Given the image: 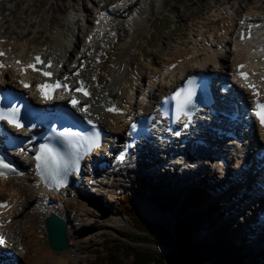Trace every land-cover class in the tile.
I'll use <instances>...</instances> for the list:
<instances>
[{
	"label": "bare ground",
	"instance_id": "obj_1",
	"mask_svg": "<svg viewBox=\"0 0 264 264\" xmlns=\"http://www.w3.org/2000/svg\"><path fill=\"white\" fill-rule=\"evenodd\" d=\"M10 1L13 2V6L18 5L17 0ZM44 1L45 0H32L28 2L26 4V7L22 9V12H26V10L30 9L31 7L33 8L32 10H35V7L44 5ZM135 1L136 0H102L101 4L99 3L100 5L95 6L94 15H92L93 21L99 19V24L95 25L93 23L87 25L86 33L84 34L86 36L83 38L82 43H79V41L76 42L77 38H75L74 32H70L68 35H65L62 32L61 27L63 26V24L59 22L56 15V13L61 10V8L59 7L54 8L46 17L48 21V28L46 26H43V33L47 34L43 35L40 31L36 32L40 33V37L42 40L41 43L33 46L32 50H29V48H25V43L21 44L22 39L26 37L27 33L25 34L23 32H20L14 34V32H11L12 26H17L19 20H21L18 15L9 18L7 17V15H4L2 12H0V38L3 37L8 39L6 44H4L3 46L6 48L9 45L11 46V58H23L25 60H30L32 54L44 53L46 57H52L53 59H55L56 63L63 61L64 72L71 69L72 62H78L79 64V59L77 60V56L80 54V57L84 58L85 60V68L80 72L79 76L87 78L92 92L88 100V102L91 103L88 111L97 122H99L106 128L107 131L115 132L120 131V128L125 123V117L132 114V108H138L139 113L147 111L149 108L144 105L145 99L154 101L153 99H156L157 94H164L175 87L179 83L183 75L191 74L199 70H205L206 62L217 59L220 61L221 65L224 68L233 70L236 63L247 57L246 50L237 41L239 28L241 27V20L246 21V23H250L251 19L257 17V20H260L264 25V8H262L263 6L261 7V5H259L261 0H247V3L245 5L242 3V5L239 4L238 6L235 4H230L228 8H226V11H224V13H226V16H223L224 13L216 11V13L211 14L207 19V23H209L211 31H207L206 33L205 29H203L206 28V26H204L203 24L198 26V29H196L195 31L196 33H193L194 31H190L187 46L183 47L182 49L179 48L178 50H173V54L169 56L170 60H179L177 66L169 69L167 66H169L173 62L171 61L166 64V67L162 66L159 70L154 69L151 78L147 80L146 86L144 85V92L139 95L140 99L132 101L134 95L133 88L129 85V76L124 79V77L120 73L126 69L123 67L124 64L122 65L120 63V59L111 55L109 57V60H105L104 58L105 54L109 52L111 48V46L106 45L107 41L109 39H112L110 38L109 32L115 30V28H113L112 26L113 24H110L109 22L107 23V19L110 16H114L117 14L119 15L120 11L123 12L125 9L127 10V8L134 4ZM2 2L3 0H0V4ZM5 10L9 13V15H11L10 13H13V10H11L10 8H7ZM103 12H105L104 16L100 19V16ZM135 15L136 14H134L130 20V24L132 25H134L133 23H136L134 22V19L137 17ZM30 16L31 17L28 19L29 22L28 20L27 22L30 24L35 23V21H32V18L33 16L37 17L38 13L36 11H31ZM76 17L77 16H72V19H74V23L78 20V18ZM235 17L237 19L236 21ZM218 18L223 19L221 24L217 23ZM139 22L140 21L138 20L137 24ZM141 22H144V20L142 19ZM253 22L256 21L253 20ZM53 27H55V29H53ZM222 29L224 30L223 32L221 31ZM100 30H103L104 32L102 36H99L98 34ZM258 33L264 35V29L258 31ZM89 34L92 35V38L89 43H86L85 38L88 37ZM200 38L204 41H209L211 46H204ZM218 45L221 46L220 49H218ZM70 51L74 52V55L72 58H70V60H68V53ZM95 57H100V61L95 62ZM11 58L8 62L12 64ZM4 72L6 76L10 77L11 79H14L17 75V71L14 69H9ZM139 74L140 73L138 71L135 72L134 76L136 80H139ZM101 75L107 76L109 81L107 84L101 85L98 81H90L91 76H94L99 80V77ZM110 90H117L121 93V95L123 93H126L125 95H127L128 102L130 101L131 103L122 105L124 114L113 115L103 112L102 107L107 106V104L112 101L113 95L112 93H110ZM101 104L102 106L100 107ZM255 137L257 139L259 138L261 142H264V137ZM248 152L249 151H247V153ZM14 154L27 169L23 174L20 175L0 177V201L8 200L9 203L12 204L11 208L7 211V215L12 217V220L9 224L6 225L4 232L6 233L8 239L13 242V244L11 246H7V249L14 250L13 259H15V257H25L28 259L27 261L30 264L74 263L78 258V254L82 252V247L76 250L77 245L82 242L83 239L82 237L79 238L78 234L81 232V230H85V226H92L91 224H88V216L95 212V210H91V207L99 205L101 206V199H98L101 197H94L92 199L82 198L83 196L87 195H85V193H83L84 191L80 190L79 187L59 190L57 193L47 191L41 187L40 182L34 175V170L31 167L32 164L28 156H22L18 153ZM100 160L102 159L100 158ZM141 164L144 167L145 162L141 161ZM152 164L153 163H150L149 168ZM159 164L162 163L156 162L154 169H149L147 168L148 166H145L147 168V171H143V174H149V180H156V183L158 179V182L162 186L163 190H173L164 192L165 194H168L169 197H174L172 203H175L179 199L177 195L179 191L180 193H182L186 189H188L189 186L198 183L200 180L207 179L205 178L207 174L210 178L217 177L218 180L214 181L216 183H211L212 186L216 188L213 190V187L211 186L210 189L213 191L211 192V198L213 201L215 200L214 202H212V204L217 206V211L220 212L218 214H229V216L226 217V221L235 220L236 212H239L240 215L243 216V223L236 224V230L230 231L232 235H236L235 238H237L238 241L236 245H244L249 249V242L250 244L255 243L254 245L258 246H254V248L260 250L261 254H264V248L262 249V247H264V230L260 228L259 222L256 221L254 219V216L252 215L255 213V209L246 210V208L250 209L249 205L256 206L255 202H250V204L247 203V201L249 202L251 201V199H249V197L245 194L246 187H244V184L238 181V178H230L231 175L227 174L223 176L222 172H224V168L222 167L223 164L221 162H209L210 165L214 164L215 167L219 169V174H215L213 176L210 174L211 170L208 167L200 166L197 171L187 172V178L185 179H179L176 176H173L169 171L164 174L163 172H161V169L165 168L164 166ZM237 166L239 165L235 164L234 167ZM234 167H232V169ZM240 171L242 172H240L238 176L241 178H245V180H249V176L247 173L249 171L242 169ZM204 173H206V175ZM117 174H119L118 171L112 170L105 173V177L103 176L102 178H98L100 183L96 182V184H99L100 186L98 190L95 191L98 192V194L108 193L109 189L107 188L115 185L114 182L110 180L112 178L113 180H115L114 177H116ZM219 181H221L222 183H220ZM237 181L238 183H236ZM207 185L208 183H206L204 187L206 188L209 186ZM241 189L243 191H241ZM219 194H221V196L217 197V195ZM76 195L79 198H73ZM215 196L217 198H215ZM54 198L57 202H53ZM40 199L42 201L39 204L37 203V200ZM154 199L157 200L155 196ZM170 200L171 199L167 200L165 203L168 208H171L167 204ZM139 203V210L142 211L143 218L149 221L156 219V216H158H155L154 214L156 212L155 209H157L156 205H151L147 201H140ZM19 206L20 209H17V207ZM27 208H30V210L26 211ZM50 213H56L65 219L67 223V236L76 234L77 237V240H75V242L73 243L72 248L68 247L67 250L61 251L59 252V254H54L51 253V251L47 250L48 248L46 249L47 246L45 247V243L41 238V235L43 234L44 220ZM247 214H250V221H248V219L246 218ZM158 217V221H162L160 219V216ZM112 220L114 222H123L124 224L129 225L127 219L123 216H115ZM154 222L156 221L154 220ZM251 222L253 224V228ZM201 226L202 231H206L207 227L205 225ZM253 234H255L256 236L252 237ZM23 235H25V238L28 237L25 244L22 240V238H24ZM196 235H198V233L194 234L193 236ZM20 245L22 246V249L18 250V246ZM9 259V257H3L0 258V262Z\"/></svg>",
	"mask_w": 264,
	"mask_h": 264
},
{
	"label": "rangeland",
	"instance_id": "obj_2",
	"mask_svg": "<svg viewBox=\"0 0 264 264\" xmlns=\"http://www.w3.org/2000/svg\"><path fill=\"white\" fill-rule=\"evenodd\" d=\"M17 1L18 5L13 6L12 1L3 0V2L0 4V12H2L4 15H7L9 18H12L16 15L21 18L17 26H12L11 32H14V34L20 32L25 34L27 33L26 37L22 39L21 44L25 43V48H29V50H32L33 46L41 43L42 39L40 37V33H36L37 31L42 32L43 35L47 34L43 33V26L48 28V21L46 17L56 7L61 8V10L56 13V15L59 22L63 24L61 27L62 32L65 35H68L70 32H74L75 38H77L76 42L79 41V43H82L85 36L84 34L86 33L87 25L95 23V21L92 19L95 6L100 5L102 2V0H45L44 5L35 7V10H32L33 8L31 7L30 9H27L26 12H22V9L26 7V4L32 0ZM242 3L245 5L247 0H205L204 2H199L197 0H136L135 3L132 4L133 6H129L127 10L125 9L123 12L120 11L119 15L117 14L110 17L109 23L113 24L112 26L117 30H115L114 33L116 36H113L112 33V39L107 41L106 45L111 46V48L109 52L105 54V60H109L110 55L120 59V63L122 65L124 64L123 67L126 68L120 73L124 79L129 76V85L133 88L134 95L132 100H138L139 94L143 93L146 82L149 78H151L153 70H159L163 65L173 61L174 59H169V56H171L174 52L173 50H178L179 48L182 49L183 47L187 46L190 31H194L193 33H196L195 31L198 29V26L203 24L206 26V28H203L205 29V32H210L211 27H209L207 19L211 14L216 13V11L224 13L230 4H235L238 6L239 4L242 5ZM259 5H261V7L263 6L262 8H264V0H261ZM7 8L13 10V13H10L11 15H9V13L5 10ZM31 11H36L38 13L37 17L33 16L32 21H35V23L32 24L28 23V19L31 17ZM130 13L133 15L136 14L135 16H137L134 19V22H136L133 23L134 25L130 24L131 17L133 16ZM225 14L226 13H224L223 16ZM72 16H77L76 18H78L75 23L74 19H72ZM142 19L144 22H141ZM138 20L140 22L137 24ZM222 20V18H218L217 23L221 24ZM53 29H55V27H53ZM68 55V60H70V58L73 57L74 52L70 51ZM136 71L140 73L138 78L139 80L135 79L134 74ZM99 82L102 85L107 84L109 81L107 76L101 75ZM110 91L109 92L113 95L112 98L115 101H118L121 105L131 103L130 101L128 102L127 95H125L126 93L121 95V93L117 90ZM120 129H122V127ZM205 162L207 164V161ZM207 167L211 170V175L214 176L215 174H219V169L216 168L214 164L210 167L207 165ZM143 171L146 172L147 168L141 166L137 167L136 164L132 163L126 170L118 171L119 174H117L115 180H113L115 185L107 188L109 189L107 194L96 193L82 197L86 199H92L94 197L98 198L102 196L101 198H98L101 199V206L99 205L91 207V210H95V212L88 216V224H91L92 226H85V230H81V232L78 234V237H82L83 239L82 242L78 244L79 247L77 245L76 250L82 247V252L78 254V258L74 263L68 264L92 263L94 261L95 251L104 252L103 250L106 247L111 246L112 242L120 243L125 248L132 246L135 249L148 251L154 255H162L174 249L173 246H170L161 237L138 231L131 222L130 218L120 212V197L130 201L131 206L135 209L137 215L142 218L145 223L152 225L155 228H164L171 236H173V228L176 221L182 216H184L186 213L193 214L194 212H198L199 209L205 211L204 207L207 210L209 205L215 201H213L211 198L210 201L204 202L199 206V209L195 211L190 212L189 210L184 209L180 200L182 199V196L185 197V195L188 194L190 189L197 184L196 183L192 186H189V188L186 189L184 193H177L179 199L173 203L171 208H168L165 205L166 201L171 199L170 201L173 202L174 197H169L168 194H165L164 192L173 190H163L158 181L156 183V180H149V174H143ZM204 174L206 175V173ZM205 178L210 181L208 182L209 186L207 185L208 187H206V190H208V192H213L210 189L212 186L211 183H216L214 181L218 180V178H210L208 174ZM219 182L222 183L221 181ZM202 186L204 187V185ZM212 187L213 190L216 188L214 186ZM155 195L159 196L158 200L154 199ZM218 196H221V194L217 195V197ZM217 197L215 196V198ZM73 198L79 197L76 195ZM140 201H147L151 205H156L157 209H155L156 212L154 214L155 216H160L162 221H158V216H156V219H154L156 222H154V220L149 221L143 218V213L139 210ZM54 202L57 201L55 200ZM255 205H258V203H255ZM256 207L258 206H255V208ZM252 208H254V206ZM17 209H20V207H17ZM27 210H30V208H27L26 211ZM207 213L209 214V212ZM115 216L125 217L129 225H126L123 222H114L112 219ZM227 216H229V214L225 213V220ZM235 216V220H231L233 224L229 226L228 231L236 230V224L243 223V216H241L239 212H236ZM218 222H215L214 225H212L213 223L210 221L200 223L201 225H205L207 227L206 231H202V226L200 224H196L193 228V231L196 232L197 230L198 235L191 236V238L199 244H201L203 239L210 244H214L215 239H213L210 235L212 230L219 225ZM23 237L24 238H22V240L25 244L28 237L25 238V235H23ZM230 237L236 244L238 243L237 238H235L236 235H230ZM41 238L45 243V247L47 246L46 249L48 248L47 250L51 251V253L59 254V252H61L53 251L48 247L45 226L43 227V234L41 235ZM75 240H77L76 234L70 236L68 235L69 248L73 247ZM254 244H250L249 242V249L242 245V249L239 251L238 255L233 254L231 257H237L240 255L241 260L239 261V264H246L247 261H250L256 256L259 258L261 264H264V255L260 256V250L254 248V246L258 245ZM216 246H222L221 242L216 240V245L214 247ZM263 248L264 247H262V249ZM102 254L104 255L105 252ZM120 257L122 258V256ZM229 258L230 257L228 255H224L220 260L224 261ZM215 259L220 262L218 258ZM14 260L18 261L16 264H30L27 261L28 259L25 257H15ZM212 260H214V258H212Z\"/></svg>",
	"mask_w": 264,
	"mask_h": 264
},
{
	"label": "trees",
	"instance_id": "obj_3",
	"mask_svg": "<svg viewBox=\"0 0 264 264\" xmlns=\"http://www.w3.org/2000/svg\"><path fill=\"white\" fill-rule=\"evenodd\" d=\"M197 1L204 2L205 0ZM158 197L157 195L155 196L157 200L159 199ZM120 198V212L130 218L138 231L161 237L166 243L173 246L174 249L162 255H154L148 251L135 249L132 246L125 248L120 243L112 242L111 246L103 250L105 252L104 255L102 251H95L94 261L89 264H239L241 256L231 257V255H238L239 251H241V247L236 245L230 237L232 233L224 226L217 227L210 235L215 239L214 244H210L205 240L199 244L191 238L194 233H198L197 230L196 232L193 231L196 224L211 220V216L214 212L220 213L217 211L216 205H211V207L207 210L205 209V211L199 209L203 200L210 198V193L203 187L195 186L184 197V209L190 212L197 209H199V211L193 214L186 213L177 220L173 228V236L164 228H155L145 223L143 219L137 215L130 201L122 197ZM167 204L169 207L173 205L171 201H168ZM207 212H209V214ZM216 240L220 241L222 246L214 247L216 245ZM224 255H228L230 258L224 261L220 260ZM120 256H122V258ZM212 258H214V260H212ZM215 258H218L220 262ZM246 264L260 263L257 258H253L247 261Z\"/></svg>",
	"mask_w": 264,
	"mask_h": 264
},
{
	"label": "snow or ice",
	"instance_id": "obj_4",
	"mask_svg": "<svg viewBox=\"0 0 264 264\" xmlns=\"http://www.w3.org/2000/svg\"><path fill=\"white\" fill-rule=\"evenodd\" d=\"M243 23V21H241ZM241 38H244V34L241 33ZM91 39V37H89ZM3 55V53H0ZM34 63H30L22 69L25 71L26 69H32L33 71L39 72L40 75L48 78L53 75L51 71L48 69L51 68V61H48L46 64L39 56L34 57ZM17 63H21L17 61ZM37 65H43V67H37ZM3 67V65H0ZM244 65H238V68H244ZM78 75V73H77ZM238 76L243 78L245 81L247 80V73L238 72ZM67 77H64V81H67ZM20 83L25 87L29 88L30 85L25 83L24 81H20ZM80 86L75 89L76 92H81L85 96H89L90 93L86 90L84 86V81L79 82ZM247 86L253 89L254 96H259V93L255 91L254 84H246L242 85V87ZM36 90L40 93L41 97L45 100L52 99V92L58 88H64L65 91H69V86L67 83H62L60 80H57L55 83H49L45 80L44 83L36 84ZM195 95V79L190 78L187 81L186 87L178 88L171 96V99L175 101V113L176 119L179 120L181 114L188 115L190 117L189 106L193 103V96ZM72 106L76 107L80 103L75 97L71 100ZM88 106L85 105L81 111L87 112ZM110 112H119L120 110L113 107L107 109ZM255 115L260 119V123L264 126V102L260 101L258 98L255 101L254 108ZM19 108L13 107L8 109L7 111L4 108H0V120H7L9 124L14 125L16 128H22L24 125L18 119ZM88 123H92L91 120ZM133 128L136 127L135 124L132 125ZM58 136L65 142L70 149L68 152L57 151L55 148L50 147L48 144L40 145V150L37 153L35 159L37 160V168L40 169L42 166L51 171L58 172L61 167H67L69 164L75 166L78 164L79 160V150L82 147H87L88 150L92 148L99 147V131H96L92 136H81L79 133L72 131L71 129H65L58 133ZM11 165L4 162L3 159H0V169H10ZM0 175H3L0 172ZM5 206V205H0ZM0 243H4V238L0 236Z\"/></svg>",
	"mask_w": 264,
	"mask_h": 264
},
{
	"label": "water",
	"instance_id": "obj_5",
	"mask_svg": "<svg viewBox=\"0 0 264 264\" xmlns=\"http://www.w3.org/2000/svg\"><path fill=\"white\" fill-rule=\"evenodd\" d=\"M45 229L48 246L53 251H62L69 247L67 239V224L66 222L51 213L45 218Z\"/></svg>",
	"mask_w": 264,
	"mask_h": 264
}]
</instances>
